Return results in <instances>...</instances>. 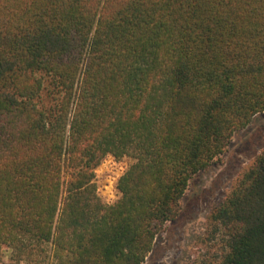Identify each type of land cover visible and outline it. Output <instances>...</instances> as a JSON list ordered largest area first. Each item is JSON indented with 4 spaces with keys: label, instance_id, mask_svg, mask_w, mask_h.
Listing matches in <instances>:
<instances>
[{
    "label": "trees",
    "instance_id": "1",
    "mask_svg": "<svg viewBox=\"0 0 264 264\" xmlns=\"http://www.w3.org/2000/svg\"><path fill=\"white\" fill-rule=\"evenodd\" d=\"M263 112L264 0H0V263L143 264ZM108 155L131 159L112 203ZM198 246L264 264V149Z\"/></svg>",
    "mask_w": 264,
    "mask_h": 264
},
{
    "label": "rangeland",
    "instance_id": "2",
    "mask_svg": "<svg viewBox=\"0 0 264 264\" xmlns=\"http://www.w3.org/2000/svg\"><path fill=\"white\" fill-rule=\"evenodd\" d=\"M264 149V112L237 132L227 150L191 180L182 199V210L156 238L154 249L143 264H189L200 251L198 242L207 228L211 207L230 190L241 171ZM131 159L108 155L96 169L98 193L107 203L119 197L117 182ZM9 260L3 256L2 263Z\"/></svg>",
    "mask_w": 264,
    "mask_h": 264
}]
</instances>
